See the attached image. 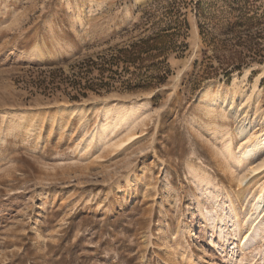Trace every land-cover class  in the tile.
<instances>
[{"label": "rangeland", "instance_id": "obj_1", "mask_svg": "<svg viewBox=\"0 0 264 264\" xmlns=\"http://www.w3.org/2000/svg\"><path fill=\"white\" fill-rule=\"evenodd\" d=\"M235 1L0 0V264H183L190 257L197 264L200 256L204 264H264V222L240 243L235 218L215 220L218 208L200 183L221 188V205L238 189V173L229 169L236 160L217 147L222 140L211 128L264 130V60L247 57L228 77L220 69L218 58L242 51L234 46L243 31L235 27ZM250 1L264 9V0ZM169 20L179 21L172 27L180 34L160 86L87 91L77 101L70 91L37 89L51 76L40 70L70 75L72 66L148 37ZM138 104L127 124L106 134L97 128L107 120L104 108ZM75 106L86 109L50 121ZM255 106L261 114L237 126L233 112ZM243 138L228 137L236 154Z\"/></svg>", "mask_w": 264, "mask_h": 264}, {"label": "trees", "instance_id": "obj_2", "mask_svg": "<svg viewBox=\"0 0 264 264\" xmlns=\"http://www.w3.org/2000/svg\"><path fill=\"white\" fill-rule=\"evenodd\" d=\"M230 8L239 14L235 27L242 28L243 31L234 46L242 47V51L231 48L229 55L218 58L220 69L226 77L233 71L241 70L242 60L247 57L264 60V9L258 8L256 3L250 0H237ZM174 25L181 26L178 20H169L168 24L157 29L156 33L111 51L105 57L85 59L82 63L72 66L74 72L70 75H66L61 68L40 70V74L49 73L51 76L49 80L40 79L36 87L44 94L57 90L73 92L71 99L74 101L86 97L87 91L98 94L112 90L135 92L158 87L170 73V51L177 49L175 38L180 33L172 27ZM254 29L256 31L252 33L251 30ZM232 31L229 29L228 35ZM243 53L246 54L242 55ZM232 65L233 69L227 71ZM204 75L208 78L216 77L209 71Z\"/></svg>", "mask_w": 264, "mask_h": 264}, {"label": "bare ground", "instance_id": "obj_3", "mask_svg": "<svg viewBox=\"0 0 264 264\" xmlns=\"http://www.w3.org/2000/svg\"><path fill=\"white\" fill-rule=\"evenodd\" d=\"M258 82L259 80L253 83L252 90H257ZM232 92L234 91L232 90ZM243 97L245 98L246 101L252 100V97L251 96L249 97L246 94H244ZM214 102L215 100H211L208 105L212 106ZM140 106L141 104H138L135 106H123L122 105L120 107L119 106L118 107L108 106L104 108L105 113L108 114L107 120L104 124L99 123L100 125L97 128L101 129L103 134H106L108 130L113 129L114 127L118 125L127 124L128 122L132 121V119H134L137 113L136 109ZM226 107H228V102L225 103V105H223L221 113L226 112ZM85 109L86 108L82 106L81 107L75 106V107L69 108L68 110L66 109L62 110L57 115L50 117V121L56 122L58 121L60 116L62 115L64 116L65 114L66 115L67 114H72V115L82 114ZM234 112H233V116L235 118L234 122L237 126L240 125L241 123V120L239 118L246 117L249 113H253L254 116L261 114L258 106H255V108L251 111L247 110L246 107L245 108L241 107L238 110H235ZM253 128L254 127L250 124L246 126H240L239 128H235L234 130H230V128L225 126L224 124L216 125L214 126V128H211V130H213L212 131L213 138L217 139L216 137H218V138H221L222 140L221 143L219 142L220 144L217 147L222 148V150L224 151V153L227 154L230 160L231 159L236 160L234 161L235 164L233 163L234 165H232V168L234 169V171L233 169H231V166L229 169L231 170L230 174L232 175L236 172L238 173V177H235V176L232 177V182H234V184L237 185L238 189L235 192V195L232 198L230 197V199H228L227 205H224L223 202L221 205V203L218 201V197L221 196V192L223 191L220 190L221 188L216 187L217 184L216 186L211 185L212 188L210 189L208 188V186L212 184L210 180L208 181L203 180L204 182L200 181V183H203L206 186V188L204 187L205 190L203 188L201 189L203 194H206L205 195L206 199L208 198L218 208L216 209L215 213H212L215 220H217L220 223H225L228 220L235 218L232 225H237V226L233 228V231L236 234L238 233V235L240 234L239 235L240 243L243 238L244 240L245 239L248 240L252 232H256L255 229L254 231H252L254 226H257V225L261 226L262 223L264 222V216H263L264 214V194H262V191H264V169H262L264 168V145L262 146L259 145V144L264 143V130L254 134L252 131H254L255 129ZM232 134H233V137H236L239 139L241 138L242 135H245V138H243L245 139V141L240 143L239 145V148L241 149L239 154H236L235 152H233V148H232L233 142L231 141V139H228V137H231ZM131 135L134 136L133 134H129L128 137ZM126 140H127V136H126L125 141ZM251 148L254 149V152L251 151L252 150ZM250 152L254 153L253 158L251 157L246 158L242 164L237 163L238 161H240V159H243ZM140 168L141 170H143V167H140ZM187 168L190 174L194 173L189 165H187ZM239 212L241 213L244 212V215L243 216L238 215ZM261 217L262 219L259 220ZM40 223H41V219L38 216L34 221L33 228H32L33 231H38ZM222 228H227V227L226 225H224ZM213 257L215 261L219 260L217 255L213 254ZM197 259H198L197 264H204L203 263L204 256H200ZM195 262H196V259L192 257L186 260L187 264H195ZM186 263H183V264H186Z\"/></svg>", "mask_w": 264, "mask_h": 264}]
</instances>
